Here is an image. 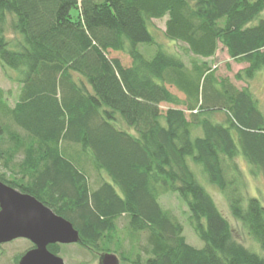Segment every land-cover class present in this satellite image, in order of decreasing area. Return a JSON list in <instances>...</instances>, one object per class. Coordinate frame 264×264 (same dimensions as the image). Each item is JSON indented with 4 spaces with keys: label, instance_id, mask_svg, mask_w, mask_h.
Masks as SVG:
<instances>
[{
    "label": "trees",
    "instance_id": "obj_1",
    "mask_svg": "<svg viewBox=\"0 0 264 264\" xmlns=\"http://www.w3.org/2000/svg\"><path fill=\"white\" fill-rule=\"evenodd\" d=\"M262 13L264 0H0V66L20 85L12 107L0 88V180L67 219L95 256L264 264L235 241L187 160L264 252V207L245 193L237 162L264 178V115L249 89L264 70ZM153 21L186 62L157 44ZM219 47L247 64L234 75L247 86L207 63ZM171 193L202 248L159 204Z\"/></svg>",
    "mask_w": 264,
    "mask_h": 264
},
{
    "label": "rangeland",
    "instance_id": "obj_2",
    "mask_svg": "<svg viewBox=\"0 0 264 264\" xmlns=\"http://www.w3.org/2000/svg\"><path fill=\"white\" fill-rule=\"evenodd\" d=\"M74 14V11L72 12ZM259 18L264 19V13L260 14ZM164 29V22L162 21H153L150 25V31L155 37V41L157 44H160L163 49L168 51L169 53L179 54L183 57L184 61H187L186 56L183 54V48L184 46L180 43H171L169 42L163 33ZM7 39L13 40L14 35L10 32L6 34ZM182 50V51H181ZM108 57L110 59L112 58H118L121 63L128 65L130 60L124 53H114L111 52L108 54ZM207 63L211 65L215 70L218 76L221 77H229L233 83H237V85L241 86V82H237L234 80L235 72L240 69L241 65L238 66L235 64V62H232L230 58H228L227 53L222 49V47H219L218 53L215 57L208 59ZM238 72V71H237ZM0 88L2 89L4 93V99L6 104L9 106H14L15 102L17 101L18 97V91L20 89V85L18 82H16V74L14 72L9 71L8 69L3 70L0 66ZM171 92L175 94L176 96L184 97L181 93L176 91L173 87H170ZM249 89L251 93H253L258 101L259 104V110L261 114L264 115V70H261L256 73L254 78L250 81ZM167 107L169 105H160V108L162 111H166ZM193 135V134H192ZM194 137V135H193ZM234 138H236L233 135ZM237 139V138H236ZM237 144V140H236ZM189 161L190 168L196 173L197 180L200 182V185L204 187L206 191L211 195L213 201H215L217 208L219 212L223 215V217L230 222L232 233L234 236V239L236 242L241 243L246 249L251 250L252 252L261 255L264 257V252L261 250L260 245L258 242H256L251 235L248 232H245L240 222L237 220H234V218L231 216V213L228 208V203L225 200V197L213 186H211L208 181L205 179L204 175H202L200 168L194 164L193 160L187 159ZM238 165L241 170V179H242V185L244 186L245 193L250 196L254 197L260 200L262 206L264 207V178H262L261 174H255L253 175L251 168L247 164L244 158L241 156L238 157ZM6 179L8 178V175H5ZM159 204L162 205V207L171 212V214H174L178 221L183 225V234L186 238V242L196 248H202L204 245L201 242V240L198 238V236L193 233V230L191 228V224H189V216L190 213H188V209L186 206V203H184L176 193L171 194H164L160 196ZM120 232L119 234L124 237V244L123 248H128L129 241L127 238V235L122 233L123 227L122 223L119 224ZM117 234V235H119ZM119 235V236H120ZM121 237V236H120ZM4 251L7 253L3 255L2 258H0V264H12L11 258L14 255L12 252L13 250L8 249V247L3 248ZM67 250H69L66 254L67 258V264H85L88 262V264H98V255L95 256L92 253H85L87 256L84 258H79V254H77V251L79 249L75 248L74 246H67ZM80 251L83 252L85 250H82L80 248ZM76 253V255H75ZM73 254V257H72ZM75 259V261H74ZM80 260L82 263H80ZM123 264H128L123 262Z\"/></svg>",
    "mask_w": 264,
    "mask_h": 264
},
{
    "label": "water",
    "instance_id": "obj_3",
    "mask_svg": "<svg viewBox=\"0 0 264 264\" xmlns=\"http://www.w3.org/2000/svg\"><path fill=\"white\" fill-rule=\"evenodd\" d=\"M27 238L37 245L18 264H63L47 250V245L59 242L74 244L79 239L77 229L33 196L20 193L0 181V244L14 238ZM98 264H120L113 253L103 254Z\"/></svg>",
    "mask_w": 264,
    "mask_h": 264
},
{
    "label": "flooded vegetation",
    "instance_id": "obj_4",
    "mask_svg": "<svg viewBox=\"0 0 264 264\" xmlns=\"http://www.w3.org/2000/svg\"><path fill=\"white\" fill-rule=\"evenodd\" d=\"M1 181V180H0ZM3 182V181H1ZM5 185L9 186L7 183L3 182ZM10 187V186H9ZM11 188V187H10ZM13 188V187H12ZM14 189V188H13ZM17 190V189H15ZM19 191V190H17ZM20 192V191H19ZM21 193V192H20ZM23 193V192H22ZM25 194V193H24ZM44 205V204H43ZM47 207V206H46ZM53 212V211H52ZM55 213V212H53ZM56 214V213H55ZM57 215V214H56ZM59 216V215H58ZM61 217V216H60ZM67 220V219H66ZM80 244V240L77 243L74 244H61L59 242L56 243H52V244H48L47 245V250L50 251L54 256H58L62 261L63 264H67L66 261V254L69 250H67V246H74L75 248L79 249V251H77V254H79V258H84L85 256H87V254H85L86 252L88 253L89 251H80L81 246ZM8 247V249L13 250L12 252L14 253V255L11 258V263L12 264H18L19 260L24 257L25 254H27L29 251H33L36 248V244L35 242L33 243L32 241H30L29 239L23 237V238H14L11 241H7V242H2V244H0V258L3 257V255H5L7 252L4 251V247ZM82 250H84L83 248H81ZM90 253V252H89ZM76 255V253H75ZM77 256V255H76ZM73 257V254H72ZM100 257V255L98 256ZM118 258V257H117ZM119 259V258H118ZM99 260V258H98ZM75 261V259H74ZM80 261V260H78ZM120 264H123V261L121 259H119ZM89 262V261H88ZM88 262H86L85 264H88ZM99 262V261H98ZM80 263H82L80 261ZM84 264V263H83ZM90 264V263H89Z\"/></svg>",
    "mask_w": 264,
    "mask_h": 264
},
{
    "label": "crops",
    "instance_id": "obj_5",
    "mask_svg": "<svg viewBox=\"0 0 264 264\" xmlns=\"http://www.w3.org/2000/svg\"><path fill=\"white\" fill-rule=\"evenodd\" d=\"M164 22V21H163ZM164 30V29H163ZM217 53H218V51H217ZM217 55V54H216ZM236 65H238V64H236ZM241 65V67H240V69H243V68H246L247 67V64H244V63H241L240 64ZM240 65H238V66H240ZM240 69L239 70H237V71H240ZM237 71L235 72V73H237ZM250 83V82H249ZM239 88H241V86H247L246 84H241V86H239V85H237Z\"/></svg>",
    "mask_w": 264,
    "mask_h": 264
}]
</instances>
